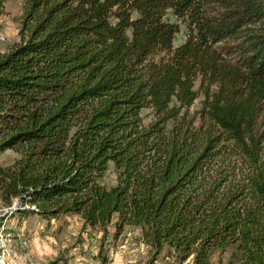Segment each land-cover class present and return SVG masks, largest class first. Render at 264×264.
<instances>
[{"label": "trees", "instance_id": "16d2710c", "mask_svg": "<svg viewBox=\"0 0 264 264\" xmlns=\"http://www.w3.org/2000/svg\"><path fill=\"white\" fill-rule=\"evenodd\" d=\"M25 3L0 55L7 213L115 218L150 264H264V0Z\"/></svg>", "mask_w": 264, "mask_h": 264}, {"label": "rangeland", "instance_id": "374dc122", "mask_svg": "<svg viewBox=\"0 0 264 264\" xmlns=\"http://www.w3.org/2000/svg\"><path fill=\"white\" fill-rule=\"evenodd\" d=\"M25 1L5 0L0 7V55L22 40L20 29ZM168 18L176 20L170 13ZM178 22L180 32L174 40L175 45L183 42L185 36V26ZM198 105L199 101L195 106ZM15 156L13 150L0 153V164L11 163ZM115 178L110 164L104 182L110 186L115 183ZM8 208L0 203V239L4 244L0 246V260L11 264H49L51 261L55 264H150L147 247L139 240L136 229L126 227L120 235L114 236L115 218L103 234L99 228L83 230L78 215L50 220L28 215L21 219L9 215ZM154 264L163 262L158 259Z\"/></svg>", "mask_w": 264, "mask_h": 264}, {"label": "bare ground", "instance_id": "6f19581e", "mask_svg": "<svg viewBox=\"0 0 264 264\" xmlns=\"http://www.w3.org/2000/svg\"><path fill=\"white\" fill-rule=\"evenodd\" d=\"M1 37V36H0ZM3 244L2 243H0V246H2ZM0 263L1 264H11V263H9V262H7V261H4V260H0Z\"/></svg>", "mask_w": 264, "mask_h": 264}, {"label": "crops", "instance_id": "0c3cea01", "mask_svg": "<svg viewBox=\"0 0 264 264\" xmlns=\"http://www.w3.org/2000/svg\"><path fill=\"white\" fill-rule=\"evenodd\" d=\"M24 217H25V216H24ZM24 217H23V218H24ZM5 219H7V218L5 217ZM21 219H22V218H21ZM6 235H8V234H6ZM0 243H2V244H3V242L1 241V239H0ZM3 245H4V244H3Z\"/></svg>", "mask_w": 264, "mask_h": 264}]
</instances>
